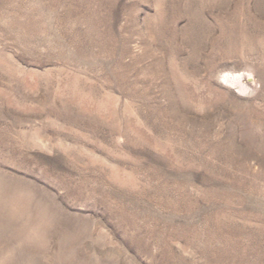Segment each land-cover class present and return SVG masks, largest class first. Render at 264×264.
I'll use <instances>...</instances> for the list:
<instances>
[{
	"label": "rangeland",
	"instance_id": "374dc122",
	"mask_svg": "<svg viewBox=\"0 0 264 264\" xmlns=\"http://www.w3.org/2000/svg\"><path fill=\"white\" fill-rule=\"evenodd\" d=\"M0 264H264V0H0Z\"/></svg>",
	"mask_w": 264,
	"mask_h": 264
}]
</instances>
